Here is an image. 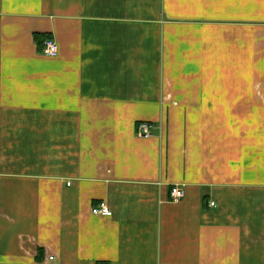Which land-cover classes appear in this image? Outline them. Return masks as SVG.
Here are the masks:
<instances>
[{"label": "crops", "instance_id": "1", "mask_svg": "<svg viewBox=\"0 0 264 264\" xmlns=\"http://www.w3.org/2000/svg\"><path fill=\"white\" fill-rule=\"evenodd\" d=\"M0 211V264H264V0H0Z\"/></svg>", "mask_w": 264, "mask_h": 264}, {"label": "built area", "instance_id": "2", "mask_svg": "<svg viewBox=\"0 0 264 264\" xmlns=\"http://www.w3.org/2000/svg\"><path fill=\"white\" fill-rule=\"evenodd\" d=\"M42 53L48 57H57L59 54V46L54 39H47L43 45ZM138 136L142 138H149L153 136L152 126L149 124H141L138 129ZM70 185V184H68ZM185 197V190L175 186L171 190V201L180 202ZM214 202L210 203V207H215ZM93 215L100 217H112L113 211L106 202L100 203L92 210ZM1 215V211H0ZM106 264V263H103Z\"/></svg>", "mask_w": 264, "mask_h": 264}, {"label": "trees", "instance_id": "3", "mask_svg": "<svg viewBox=\"0 0 264 264\" xmlns=\"http://www.w3.org/2000/svg\"><path fill=\"white\" fill-rule=\"evenodd\" d=\"M46 40H47V38L44 37L43 35H42V36L37 35V36L35 37V41H36L41 47H43V44H44V42H45Z\"/></svg>", "mask_w": 264, "mask_h": 264}]
</instances>
